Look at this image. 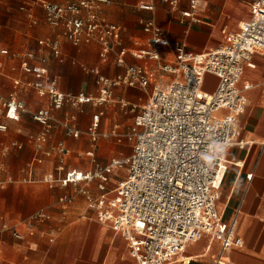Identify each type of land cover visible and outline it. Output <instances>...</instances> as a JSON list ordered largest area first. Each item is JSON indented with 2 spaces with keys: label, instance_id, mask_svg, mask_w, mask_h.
<instances>
[{
  "label": "crops",
  "instance_id": "1",
  "mask_svg": "<svg viewBox=\"0 0 264 264\" xmlns=\"http://www.w3.org/2000/svg\"><path fill=\"white\" fill-rule=\"evenodd\" d=\"M72 1L55 0L62 5ZM203 1L207 6L200 14L202 21L191 25L181 22V12L189 9L186 0L180 4L179 12H172L163 0H110V4L102 6L100 15L122 28L121 43L104 61L98 43L69 42L63 28L47 22L44 8L36 0H0V50L10 52L9 55L0 53V106L18 88V97L28 110L52 107L49 98L40 97L34 88L27 86L35 78L24 72L23 59L15 58L14 54L33 53L35 57L29 63L45 66L63 93L98 97L103 88L98 82L100 76L114 79L125 74L129 66H143L153 71L154 77L160 75L158 63L136 59L130 53L143 48L150 36L144 30L145 22L154 20L163 29L167 45L161 47L162 60L175 63L180 48L194 55L222 47L228 34L237 32L251 16L249 0ZM143 4H153L154 10L141 8ZM53 41L59 42V56L48 44ZM123 49L128 53L124 65L119 66V53ZM165 78L168 80L169 76ZM217 83L215 76L208 75L205 87L214 91ZM250 84L253 87L245 90L248 105L240 119L238 136L245 146L234 145L229 149L218 183L222 197L217 208L223 217V227L229 229L237 219L236 234L243 240L242 246L231 249L227 264H264V54L254 56L245 67L240 86L245 89ZM112 91V100L107 104L119 103L122 110L132 105L131 112H135L142 105V94L148 95L142 106L148 102L151 88H133L124 83ZM98 113L101 114L100 138L93 143L87 130ZM110 120L107 108L92 104L75 108L66 104L60 110H52L53 127L47 141L40 142L39 137L45 130L30 113H22L18 121L0 116V122L8 125L7 131L0 132L3 169L0 173V264H138L130 255L125 238L89 211L77 186L47 181L51 175L61 180L70 170L87 172L96 163L107 165L114 159L129 158L131 155L101 161L110 158L115 150L113 141L118 144L129 141L127 134L134 124L127 130L118 123L109 127ZM68 124L78 129L81 136H68ZM115 128L117 131L113 133ZM59 146L66 153H60ZM83 156L88 160L79 161ZM125 174L122 170L115 171L108 188L115 189ZM89 188L93 194H101L97 182L89 184ZM65 196L74 197L68 206L60 203ZM40 211L47 213V219L30 221ZM73 220L80 222L72 225ZM14 231L23 238H16ZM220 251L219 240L203 236L187 245L181 260L174 264H216Z\"/></svg>",
  "mask_w": 264,
  "mask_h": 264
},
{
  "label": "built area",
  "instance_id": "2",
  "mask_svg": "<svg viewBox=\"0 0 264 264\" xmlns=\"http://www.w3.org/2000/svg\"><path fill=\"white\" fill-rule=\"evenodd\" d=\"M182 1L163 0L172 12H179ZM186 1L189 9L181 12V22L200 23V14L207 4L203 0ZM36 2L44 8L51 26L64 29L69 42L98 43L104 61L121 43L122 28L100 15L102 6L110 4V0H74L65 5L55 0ZM249 5V20L237 32L228 34L222 47L194 55L180 48L175 63L162 60L161 47L167 45L163 29L154 20L145 22L144 30L150 36L143 48L130 53L136 59L158 63L160 75L154 77L153 71L143 66H129L125 74L114 79L100 76L98 82L103 88L98 97L63 93L45 66L29 63L35 57L33 53L14 54L15 58L23 59L24 72L35 78L27 86L34 88L40 97L49 98L52 107L28 110L19 99L17 88L2 101L0 116L18 121L22 113H30L45 130L40 142L47 141L53 127L52 110H60L66 104L75 108L107 104L112 100V88L124 83L133 88H151L148 102L136 114L127 134L133 143L129 158L114 159L107 165L96 163L87 172L70 170L61 180L53 175L47 178L63 186H77L88 209L125 238L130 255L138 264H174L181 260L187 245L203 236L221 242L216 264L230 262L231 249L243 245L242 238L236 234L238 220L224 229L217 202L222 197L218 183L228 151L234 145L245 146L238 140L240 119L248 105L245 90L253 87L240 86L245 67L254 56L264 54V0H249ZM141 8L154 10V5L143 4ZM48 44L59 56V42ZM0 53L10 54L7 49H1ZM127 53L125 49L120 51L119 66L124 65ZM208 75L218 79L214 91L205 87ZM20 85L21 81H16V86ZM100 121L101 114H95L87 130L93 143L100 138ZM7 130L8 125L0 122V132ZM116 131L115 128L113 133ZM66 133L71 137L81 136L70 124L66 125ZM58 151L66 153L63 146ZM2 170L0 167V173ZM117 170L125 171L126 175L110 190L108 184ZM92 182H97L100 195L90 190ZM73 201V196H65L60 203L68 206ZM47 216L45 211H40L30 221L43 222ZM14 236L23 238L17 231Z\"/></svg>",
  "mask_w": 264,
  "mask_h": 264
},
{
  "label": "rangeland",
  "instance_id": "3",
  "mask_svg": "<svg viewBox=\"0 0 264 264\" xmlns=\"http://www.w3.org/2000/svg\"><path fill=\"white\" fill-rule=\"evenodd\" d=\"M149 93H150V91H149ZM142 96H143V100L140 102V104L143 105L146 102V100L148 99V95L142 94ZM141 106H138L136 108L135 112H131V109L133 108L132 105H128L127 107L124 108V110H122L121 105L119 103H116V104L111 103V104L101 105L100 108L101 109L107 108V110L111 116V120L109 121V127L113 126L114 123H118V124L122 125L121 126L122 128H125L128 130L130 125L134 122L135 114H137L140 111ZM97 110H98V108H97ZM113 146H114L115 150L112 153H110V158H107V160L101 159V161L105 160L106 162H108L112 157H127V156L131 155L133 152V147H132L133 143L130 141L123 142L120 144L113 141ZM86 160H88V158L86 156L79 157V161H86ZM111 186L115 187L113 184ZM79 222H80V220H73L72 225H76Z\"/></svg>",
  "mask_w": 264,
  "mask_h": 264
},
{
  "label": "bare ground",
  "instance_id": "4",
  "mask_svg": "<svg viewBox=\"0 0 264 264\" xmlns=\"http://www.w3.org/2000/svg\"><path fill=\"white\" fill-rule=\"evenodd\" d=\"M187 262L189 261V260H186Z\"/></svg>",
  "mask_w": 264,
  "mask_h": 264
}]
</instances>
